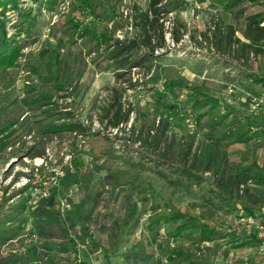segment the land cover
<instances>
[{
	"label": "rangeland",
	"instance_id": "rangeland-1",
	"mask_svg": "<svg viewBox=\"0 0 264 264\" xmlns=\"http://www.w3.org/2000/svg\"><path fill=\"white\" fill-rule=\"evenodd\" d=\"M15 1V8L0 7V51L14 41L24 45L15 65L0 70V264H173L176 251L198 264H264V241L238 219L246 209L264 217V182L246 180L243 193L235 188L231 197L218 191L241 167H264V86L254 81L264 79V54L241 64L207 41L216 24L233 25L243 40L246 17L264 7L166 0L167 47L149 68L116 76L85 29L133 36L134 9L146 10L149 0ZM21 20L35 24L31 38L17 36ZM173 24L186 28L178 44ZM195 87L219 106L193 109ZM42 95L51 96L49 104L33 103ZM119 95L130 119L119 129L105 127L99 119ZM160 121L168 125L172 161L138 142ZM241 132L251 139L233 142ZM211 141L223 154V177L217 182L209 171L185 182L180 152L190 146L189 169L196 148ZM43 188L47 198L38 193ZM176 212L219 236L199 243L188 231L176 234Z\"/></svg>",
	"mask_w": 264,
	"mask_h": 264
},
{
	"label": "trees",
	"instance_id": "trees-1",
	"mask_svg": "<svg viewBox=\"0 0 264 264\" xmlns=\"http://www.w3.org/2000/svg\"><path fill=\"white\" fill-rule=\"evenodd\" d=\"M60 0H47L51 5H54ZM244 3L259 4L264 7V0H233L230 3L231 7H238ZM12 4V7H16L15 0H0V7L6 9L8 5ZM172 4L170 1L167 3L166 0H149L147 9L141 10L138 8L134 9L132 16V27L135 34L130 37H125L122 40L114 39L112 34L102 33L99 34L94 32L90 28L85 29L86 35H89L97 47L103 48L106 58L111 62L112 67L116 71V76H123L126 72L140 67L141 65L150 67L151 64L158 60L159 52L167 47L165 40V33L169 30L165 29L163 23V14L169 13V5ZM31 20H21V24L18 25L17 36L22 33L26 34L24 39L31 38L34 33L35 24L29 22ZM33 21V20H32ZM224 29L227 32H224ZM186 28L182 24L177 26L173 24L171 29V40L175 44H178L183 38ZM214 40H207L210 44V50H215L222 55H230L232 59L246 64L249 62L250 56H257L264 54V11L247 16L245 19L244 29L242 30V38L236 36V28L229 24L225 28H222L221 24L214 25L213 29ZM210 37V38H211ZM2 43L7 45L5 37L2 39ZM23 44V43H22ZM201 45V44H200ZM24 45L13 42V46L4 51H0V70L11 68L15 65L16 61L21 56V50ZM54 75L57 72H52ZM256 84L264 86V79H254ZM175 83L169 82L168 88H171ZM59 88V87H58ZM33 89V88H32ZM63 87L60 89L62 90ZM115 92L116 89H114ZM194 96L192 97V108L195 110H201L208 107V109H216L219 106L217 99L202 93L198 88L193 89ZM42 95L41 98H37L33 103L38 104L40 99L43 100V106H46L47 101H50L51 96ZM47 100V101H45ZM45 101V102H44ZM131 109H127L121 103V95L117 96L113 104L106 108L104 115L99 119L100 123H105V127L112 129H119L120 126L127 124L130 119ZM56 131L57 127H51ZM167 122L160 121L158 125H153L148 129L142 139H138V142L143 146L147 145L154 154L160 153V157L167 161H172L170 156V143H165L167 137ZM72 130L83 132L80 128L73 127ZM4 131H1L0 136ZM152 134V135H151ZM2 138V137H1ZM233 142L235 143H246L251 139L250 135L245 132L237 133L233 135ZM219 139L216 140L218 142ZM165 141V142H164ZM164 142V144H163ZM163 144V147L161 146ZM2 145V146H1ZM5 145V142L0 143V148ZM217 146L215 141L210 143H204L200 147L196 148L199 151V155L195 154V158L190 161L191 166L189 169L186 168V152L190 151V146L183 148L177 157V162L183 165L181 176L185 179V182L195 178V181L200 178L202 174L212 171L216 175V181L219 182L223 177L224 170H220V166L223 160V154L218 153L216 150ZM15 158V156L13 157ZM195 168V170H194ZM238 176L231 181V184L224 189L222 186H218L220 193L228 192L231 197L232 190L235 188L242 194L244 191L243 182L251 180L255 183L264 182V167L259 166L257 163L246 165L241 167ZM247 213H243L242 217H256L251 210L246 209ZM239 219V218H238ZM172 221H179V225L175 228L176 234H182V232L188 231L193 234L195 239L199 243L210 242L215 240L219 233L207 223L201 222L197 217L190 216L184 213H173L170 218ZM253 238H258L256 234ZM11 238H8V240ZM173 264H198V260L191 257L187 252L176 251V255H173Z\"/></svg>",
	"mask_w": 264,
	"mask_h": 264
},
{
	"label": "built area",
	"instance_id": "built-area-1",
	"mask_svg": "<svg viewBox=\"0 0 264 264\" xmlns=\"http://www.w3.org/2000/svg\"><path fill=\"white\" fill-rule=\"evenodd\" d=\"M26 182L29 183V179H27ZM55 184H56V181L53 182V184L51 185L54 186ZM41 192L45 198H47L50 195V192L48 191L47 188H43L38 191V193H41ZM239 219H240L239 222H242L245 226L254 228L257 231L256 233L257 237L261 238L264 241V217H262L261 219H258L257 217L255 218L254 217H240Z\"/></svg>",
	"mask_w": 264,
	"mask_h": 264
}]
</instances>
